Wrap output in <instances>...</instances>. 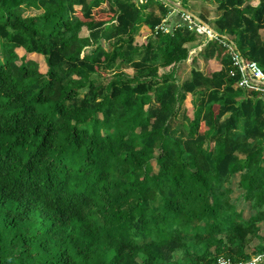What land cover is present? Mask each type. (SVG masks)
<instances>
[{
  "label": "trees",
  "instance_id": "16d2710c",
  "mask_svg": "<svg viewBox=\"0 0 264 264\" xmlns=\"http://www.w3.org/2000/svg\"><path fill=\"white\" fill-rule=\"evenodd\" d=\"M216 1L214 28L264 70V0ZM153 5L159 14L146 13ZM170 14L159 0H0V264L264 255V94L236 88L230 61L178 85L197 36L181 19L158 31ZM225 51L212 42L202 53ZM186 101L194 112L177 137ZM235 176L248 217L232 203Z\"/></svg>",
  "mask_w": 264,
  "mask_h": 264
},
{
  "label": "rangeland",
  "instance_id": "374dc122",
  "mask_svg": "<svg viewBox=\"0 0 264 264\" xmlns=\"http://www.w3.org/2000/svg\"><path fill=\"white\" fill-rule=\"evenodd\" d=\"M160 1V0H159ZM258 0H252L253 6L257 4ZM163 3V2H162ZM183 4L186 6L184 8ZM166 7H169L171 9V14L169 16V20L172 23V28L173 26L178 28L180 27V19L182 18V15L180 14L181 8H184L187 10V13L193 15L197 19H199L202 22V16L207 19L210 23L211 27L214 28L213 23L218 19V6L219 4L217 3L216 0H209V1H204V0H173V5H170L169 3H165ZM155 11H158V7L156 5L151 6L146 13H154ZM25 16H38L40 15V12L32 11L31 9H25L24 10ZM167 21V25L169 20ZM191 30V29H190ZM192 31V30H191ZM196 34V33H195ZM140 33L135 37V46L136 45H141L144 43V39L142 37H138ZM197 41L190 44L188 47H190V57L187 61L183 62L178 66V70H176V79L178 85H180L182 88L184 84L188 81V77H192V72L194 70H199L203 72L205 75H209L211 73H219L223 71H227V63L230 61V56H227L226 54H216L214 58H209L207 59L204 54L202 53L204 48L203 46L205 45V38L201 35H197ZM263 37H264V32H263ZM106 45L107 48L111 47L110 44L108 43H103ZM203 48V49H202ZM202 49V50H201ZM201 51V52H200ZM20 55H24V51H19ZM227 56V57H226ZM200 57L202 59H200ZM231 71H230V76L233 71L232 68V63L230 65ZM123 72L128 74L129 76H134L135 71L132 68L129 67H123ZM107 79L99 80L98 81V86L100 87H105L107 84L110 82L111 77L113 76V73L110 72L108 74ZM232 77V76H231ZM97 80V78H94ZM237 88V86H236ZM85 95V93H82V97ZM189 106V101H186L185 104L182 107V110L179 112L178 118L173 122L172 125V131L171 133L177 137L187 135V125L188 120L187 117H192L193 116V109ZM159 152H156L155 157H158ZM156 159L153 160L151 165L149 166L150 171L152 174H158L159 173V166L156 163ZM239 177L235 176L232 179L231 184L229 187L234 191V194L232 195V203L237 206L239 211H242L244 213L245 217H248L250 214V208L249 204L246 203L244 199V191L239 188ZM262 227V234L264 235V224L261 225ZM258 242L254 244L256 246Z\"/></svg>",
  "mask_w": 264,
  "mask_h": 264
},
{
  "label": "built area",
  "instance_id": "2783aa9c",
  "mask_svg": "<svg viewBox=\"0 0 264 264\" xmlns=\"http://www.w3.org/2000/svg\"><path fill=\"white\" fill-rule=\"evenodd\" d=\"M148 1V0H134ZM163 3H168L165 0H160ZM182 15V22L186 23L189 28L194 31L197 35H201L205 38V48L209 43L219 42L225 49L226 55L230 56L233 71L231 73L232 78L241 76L237 88L244 90L247 93L258 92L264 94V70L257 63H247L244 57L237 50L234 43L229 42L227 37L218 33V31L208 25L207 23L201 22L193 15L180 11ZM180 26V25H179ZM173 28H175L173 26ZM172 30V26L167 25V21H164L163 25L158 31L169 33ZM202 48V49H203ZM201 49V50H202ZM201 52V51H200ZM216 264H234L231 260L220 258ZM241 264H264V255L254 257L250 262Z\"/></svg>",
  "mask_w": 264,
  "mask_h": 264
},
{
  "label": "crops",
  "instance_id": "0c3cea01",
  "mask_svg": "<svg viewBox=\"0 0 264 264\" xmlns=\"http://www.w3.org/2000/svg\"><path fill=\"white\" fill-rule=\"evenodd\" d=\"M256 5H258V2ZM154 13L159 14L158 11H155ZM150 33L151 32L147 27H143L142 30L140 31V35L138 37H142L145 40L144 43H146V40H147L148 36L150 35ZM143 44H141L139 46H142ZM200 59H202V58L200 57ZM177 70H178V68H177ZM190 79H191V76L188 77V80H190Z\"/></svg>",
  "mask_w": 264,
  "mask_h": 264
},
{
  "label": "water",
  "instance_id": "95a60500",
  "mask_svg": "<svg viewBox=\"0 0 264 264\" xmlns=\"http://www.w3.org/2000/svg\"><path fill=\"white\" fill-rule=\"evenodd\" d=\"M181 11H182V12H187V10H186V9H184V8H181Z\"/></svg>",
  "mask_w": 264,
  "mask_h": 264
}]
</instances>
